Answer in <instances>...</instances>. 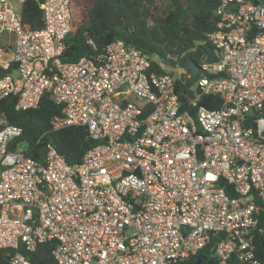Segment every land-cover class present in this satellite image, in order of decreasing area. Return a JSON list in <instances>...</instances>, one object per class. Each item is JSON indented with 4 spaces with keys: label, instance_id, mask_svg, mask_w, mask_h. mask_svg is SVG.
Segmentation results:
<instances>
[{
    "label": "built area",
    "instance_id": "2783aa9c",
    "mask_svg": "<svg viewBox=\"0 0 264 264\" xmlns=\"http://www.w3.org/2000/svg\"><path fill=\"white\" fill-rule=\"evenodd\" d=\"M12 1L0 0V70L14 66L0 73V101L26 111L47 94L61 107L50 129L84 127L96 145L76 164L50 143L30 157L24 142L10 149L23 129L0 112L6 264H36L51 242L53 264H202L204 250L212 264H264V0H218L216 29L201 42L213 60L197 62L186 102L177 55L119 40L64 63L71 0L39 2V29Z\"/></svg>",
    "mask_w": 264,
    "mask_h": 264
},
{
    "label": "trees",
    "instance_id": "16d2710c",
    "mask_svg": "<svg viewBox=\"0 0 264 264\" xmlns=\"http://www.w3.org/2000/svg\"><path fill=\"white\" fill-rule=\"evenodd\" d=\"M41 1L24 0L19 8L23 23L33 29L42 27L38 6ZM156 1L71 0L72 30L64 40L61 61L76 62L119 40L162 59L167 54L177 55L181 67L189 58L198 62L204 54L212 61V47L201 42L216 29L218 0H170L173 7L165 16L153 14L152 6ZM13 70L14 66H11L8 70H0V73L10 74ZM195 79L188 78L184 84L182 79L176 80V90L184 102L186 86ZM15 103L12 97L0 101V112L6 120L23 129V135L10 145V149L24 142L28 145L26 154L41 159L45 144L50 143L68 164H76L88 149L96 145L84 127L71 126L58 131L50 129V120L61 113V107L55 105L47 94L35 109L16 111ZM199 103L213 108L219 106V99L201 97ZM257 244L259 251H264V242L258 240ZM53 246L52 242L38 246L31 260L36 264H53L50 254ZM199 255L203 258L202 264H212L205 250ZM6 260L4 251H0V264H6ZM188 264L196 262L191 260Z\"/></svg>",
    "mask_w": 264,
    "mask_h": 264
},
{
    "label": "rangeland",
    "instance_id": "374dc122",
    "mask_svg": "<svg viewBox=\"0 0 264 264\" xmlns=\"http://www.w3.org/2000/svg\"><path fill=\"white\" fill-rule=\"evenodd\" d=\"M13 6L18 9L20 7L19 3H16L14 0L12 1ZM173 7V4L170 0H157L154 5L152 6V12L155 16H165L169 10H171ZM8 47L7 49H9ZM179 71L177 67L174 66H168V72H174V74L178 75ZM127 93H125L126 95ZM21 148L23 150H26L27 146L25 144L21 145Z\"/></svg>",
    "mask_w": 264,
    "mask_h": 264
},
{
    "label": "water",
    "instance_id": "95a60500",
    "mask_svg": "<svg viewBox=\"0 0 264 264\" xmlns=\"http://www.w3.org/2000/svg\"><path fill=\"white\" fill-rule=\"evenodd\" d=\"M183 69L185 70V73L190 77L194 78L197 76L198 71L200 70V65L192 58H189L184 66ZM201 260L198 258L197 264H200Z\"/></svg>",
    "mask_w": 264,
    "mask_h": 264
}]
</instances>
